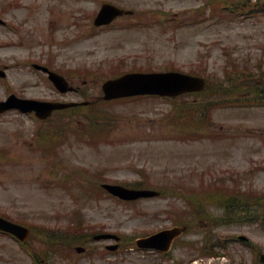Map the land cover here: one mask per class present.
<instances>
[{
  "label": "rangeland",
  "instance_id": "374dc122",
  "mask_svg": "<svg viewBox=\"0 0 264 264\" xmlns=\"http://www.w3.org/2000/svg\"><path fill=\"white\" fill-rule=\"evenodd\" d=\"M103 1L137 13L95 27L92 20ZM223 1L0 0V67L7 73L0 78V100L10 92L92 100L102 94L101 82L123 69L174 66L204 73L215 86L230 60L264 68L263 8L252 14L220 13ZM38 4L51 8L42 12L40 30L34 22L24 26L39 11ZM7 41L22 47L2 46ZM32 62L58 69L79 91L60 93ZM214 95H183L176 102L135 97L58 112L46 120L17 110L0 114V211L31 229L25 246L0 232V264H163L164 257L137 251L134 239L173 223L187 211L188 197L211 215H197L201 220L236 216L215 222L211 235L229 246L224 264H251L253 253L264 250L259 217L264 210V105L215 108L209 125L199 128L175 120L179 108ZM104 120L112 121V133L106 141L89 143L82 133L92 132V121ZM102 182L147 185L167 193L125 202L100 190ZM218 183L236 192V199L209 205L206 192ZM245 215L248 222H242ZM205 224L182 236L173 256L188 260L192 251L182 253L187 251L182 242L201 239ZM105 231L118 233L130 247L104 249L113 241L92 236ZM239 234L254 246L236 241ZM79 245L83 252L76 250Z\"/></svg>",
  "mask_w": 264,
  "mask_h": 264
},
{
  "label": "water",
  "instance_id": "95a60500",
  "mask_svg": "<svg viewBox=\"0 0 264 264\" xmlns=\"http://www.w3.org/2000/svg\"><path fill=\"white\" fill-rule=\"evenodd\" d=\"M123 10L110 5H104L100 13L102 21H109L112 15L122 13ZM204 80L197 77H190L179 73H129L119 78L108 80L103 84L105 98L137 94V93H160V94H176L185 89L200 88L203 86ZM110 191L122 197H134L139 195H147L150 192L131 191L117 185H105ZM0 227H10L13 232L21 236L26 235V229L10 222L0 220ZM264 260V255H263Z\"/></svg>",
  "mask_w": 264,
  "mask_h": 264
},
{
  "label": "bare ground",
  "instance_id": "6f19581e",
  "mask_svg": "<svg viewBox=\"0 0 264 264\" xmlns=\"http://www.w3.org/2000/svg\"><path fill=\"white\" fill-rule=\"evenodd\" d=\"M10 48H19V45L17 43H9L8 44Z\"/></svg>",
  "mask_w": 264,
  "mask_h": 264
}]
</instances>
